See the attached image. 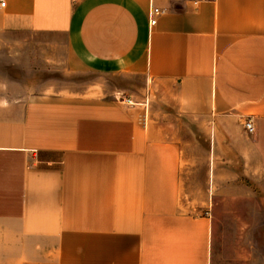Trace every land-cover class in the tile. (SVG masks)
Returning <instances> with one entry per match:
<instances>
[{"label":"crops","instance_id":"0c3cea01","mask_svg":"<svg viewBox=\"0 0 264 264\" xmlns=\"http://www.w3.org/2000/svg\"><path fill=\"white\" fill-rule=\"evenodd\" d=\"M5 1L0 264H264L251 248L226 259L219 197L216 216L180 201L197 144L211 189L243 179L264 197V0ZM31 53L104 83L35 89L14 72Z\"/></svg>","mask_w":264,"mask_h":264},{"label":"rangeland","instance_id":"374dc122","mask_svg":"<svg viewBox=\"0 0 264 264\" xmlns=\"http://www.w3.org/2000/svg\"><path fill=\"white\" fill-rule=\"evenodd\" d=\"M40 39L38 38L37 40ZM39 43L34 44L36 47H40ZM34 47H32V50L36 49ZM29 59H31L30 62L22 66L17 65L19 69H15L14 72L19 77L24 76L26 85H34V88L37 87L40 90L58 89L63 92L65 90H76L77 93H83L90 87L101 86L104 83L105 78H99L92 73L84 72L80 74L70 72L64 61L46 60L38 54L35 55V53H31ZM103 97L115 98L111 94H106ZM192 149V158L189 159V165L188 167L182 165V172L180 173L181 209L196 216L205 214L206 212H212L216 216L219 197L221 199L219 212L221 217L226 218L228 221L225 222V234L230 236L222 241V252L226 259H231L233 254L237 252L236 250L240 249L248 250L251 248L257 252H264V215L257 210V213H255V209H257L259 204L257 203L258 198L263 201L264 197H260L254 191L252 183L246 182L243 179L238 182L242 183L243 186L239 184L233 191L232 189H226L224 192H217L216 186L214 190L211 189L212 184L208 182L209 176L204 174V170L207 168L206 153L202 154L200 144L193 145ZM244 183L248 186L244 187ZM256 214L258 215L256 216L257 219L252 221V227L256 230L255 237L253 235L252 238L247 239L245 246L235 247V243L238 241V238H234L236 235L235 231L238 234L239 229H242L241 226L244 225L240 221L242 219H246V221L250 220ZM234 218L235 221H233Z\"/></svg>","mask_w":264,"mask_h":264},{"label":"built area","instance_id":"2783aa9c","mask_svg":"<svg viewBox=\"0 0 264 264\" xmlns=\"http://www.w3.org/2000/svg\"><path fill=\"white\" fill-rule=\"evenodd\" d=\"M6 5V1L5 0H0V6H5ZM150 15H151V24H155L157 19L156 17L159 15V14H162L164 12H166L165 9H162V8H159V7H156V6H151L150 8ZM120 99L125 102L126 104L128 105H133L135 104L136 102L130 98V97H127V98H124L123 94H120L119 95ZM146 100H147V97H146ZM245 128L247 130L248 133L253 134L255 132V125H254V121L253 119H248L246 120L245 122Z\"/></svg>","mask_w":264,"mask_h":264}]
</instances>
